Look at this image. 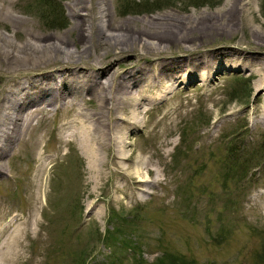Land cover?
<instances>
[{
  "label": "rangeland",
  "instance_id": "374dc122",
  "mask_svg": "<svg viewBox=\"0 0 264 264\" xmlns=\"http://www.w3.org/2000/svg\"><path fill=\"white\" fill-rule=\"evenodd\" d=\"M58 1L64 27L49 25L45 0H0V31L18 43L25 30L75 38L69 29L76 0ZM237 1L234 19L221 18ZM104 2L115 20H148L158 33L192 37L212 22L227 29L229 34L196 39L195 53L239 43L264 53L253 37L264 35V0ZM186 43L158 44L165 50L155 55L127 51L117 56L115 68L119 75L138 57L136 64L158 73L162 60L192 53L184 50ZM113 60L109 55L101 64ZM179 80L144 114L142 128L131 129V159L119 166L106 157L102 176L91 171L77 146L55 140L61 111L41 124V145L20 144L2 157L3 223L16 214L37 218L17 264H264V96L256 77L221 67L205 84ZM88 97L83 104L92 107L96 100ZM41 161L45 172L39 179ZM136 166L145 175L141 182L131 174ZM39 181L41 191L35 188Z\"/></svg>",
  "mask_w": 264,
  "mask_h": 264
},
{
  "label": "bare ground",
  "instance_id": "6f19581e",
  "mask_svg": "<svg viewBox=\"0 0 264 264\" xmlns=\"http://www.w3.org/2000/svg\"><path fill=\"white\" fill-rule=\"evenodd\" d=\"M89 2L73 3L76 18L69 30L74 29L76 36L72 39L25 30L18 43L0 31V174H4L2 157L11 154L15 146L38 147L46 141V133L39 131L40 126L57 111L61 113L55 140L77 146L91 171L102 176L101 164L106 157L119 166L131 159L128 148L131 142L127 140L131 129L142 128L144 114L157 98L172 92L178 79L180 84L187 79L205 84L212 80L216 69L237 68L256 77L257 89L264 96V56H261L264 53L259 51L260 47L226 44L195 53L200 45L196 39L203 42L215 35L229 34L217 22H212L210 28L202 27L195 36L180 37L155 32L154 24L148 20L142 23L115 20L104 0ZM238 4L232 2L225 7L221 18L233 20L239 11ZM10 18L17 20L12 13ZM253 37L257 45L264 44V35L255 32ZM168 42L176 45L187 42L184 50L192 53L169 57L167 63L162 60L158 73L147 72L143 63L136 64L138 57L133 56L118 75L117 56L136 49L155 55L165 50L159 45ZM109 55H114V60L101 64ZM83 60L94 65L87 66ZM158 77H162L159 83ZM85 97L95 99L96 104L85 106ZM143 158L138 156L136 160L144 162ZM131 170L138 177L136 182L143 181L142 167ZM150 170L146 167V171ZM37 172L42 179L44 161ZM43 186L39 181L35 188L41 191ZM5 217L6 212L0 210V264H17L25 254L24 241L33 234L32 225L37 218L16 214L3 223Z\"/></svg>",
  "mask_w": 264,
  "mask_h": 264
},
{
  "label": "trees",
  "instance_id": "16d2710c",
  "mask_svg": "<svg viewBox=\"0 0 264 264\" xmlns=\"http://www.w3.org/2000/svg\"><path fill=\"white\" fill-rule=\"evenodd\" d=\"M174 1L175 0H167L168 3H173ZM202 2L205 4L215 5L219 2V0H217V1L201 0L200 3H202ZM45 3L51 11V12L49 11L47 13V16L45 17V18L49 19L48 20L49 25L52 27H64V26H66L67 18L65 15V11L61 5V2L59 3L58 0H45ZM263 10H264V8H263ZM263 15H264V12H263Z\"/></svg>",
  "mask_w": 264,
  "mask_h": 264
},
{
  "label": "water",
  "instance_id": "95a60500",
  "mask_svg": "<svg viewBox=\"0 0 264 264\" xmlns=\"http://www.w3.org/2000/svg\"><path fill=\"white\" fill-rule=\"evenodd\" d=\"M241 264H243V263H241Z\"/></svg>",
  "mask_w": 264,
  "mask_h": 264
}]
</instances>
